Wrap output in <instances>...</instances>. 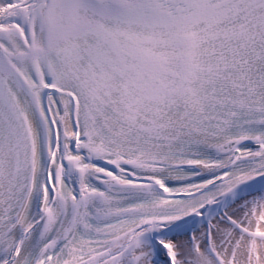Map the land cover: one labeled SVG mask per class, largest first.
Wrapping results in <instances>:
<instances>
[{"label": "snow or ice", "instance_id": "obj_1", "mask_svg": "<svg viewBox=\"0 0 264 264\" xmlns=\"http://www.w3.org/2000/svg\"><path fill=\"white\" fill-rule=\"evenodd\" d=\"M0 264H264V0H0Z\"/></svg>", "mask_w": 264, "mask_h": 264}]
</instances>
